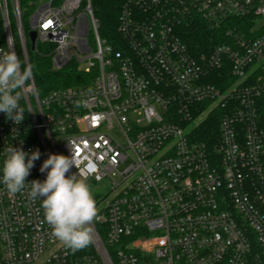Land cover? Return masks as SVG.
Returning a JSON list of instances; mask_svg holds the SVG:
<instances>
[{
    "label": "built area",
    "instance_id": "2783aa9c",
    "mask_svg": "<svg viewBox=\"0 0 264 264\" xmlns=\"http://www.w3.org/2000/svg\"><path fill=\"white\" fill-rule=\"evenodd\" d=\"M197 17L227 28L206 52L182 38ZM0 19V55L14 51L23 69L20 0H0ZM99 26L91 0L39 2L34 50L50 47L54 71L83 77L43 97L32 77L24 120L0 112V168L7 147L38 149L26 183L45 181L40 168L58 154L77 165L66 176L111 187L109 200L93 194L92 250L74 256L42 199L30 186L10 194L0 171V264H264V0H122L119 39ZM209 121L219 134L202 142Z\"/></svg>",
    "mask_w": 264,
    "mask_h": 264
},
{
    "label": "clouds",
    "instance_id": "9594fccd",
    "mask_svg": "<svg viewBox=\"0 0 264 264\" xmlns=\"http://www.w3.org/2000/svg\"><path fill=\"white\" fill-rule=\"evenodd\" d=\"M32 76V66L22 69L21 61L14 51L0 55V112L17 125L25 118V110L19 101ZM39 158L38 149L26 153L12 145L7 147L0 168L2 183L12 195L30 186L28 198L32 201L42 199L45 222L51 227L52 235L73 252L88 247L93 242L91 225L98 219V209L90 185L76 174L66 176L77 165L73 155L68 157L58 154H49L40 168L41 173L47 171L45 181L26 183L34 161Z\"/></svg>",
    "mask_w": 264,
    "mask_h": 264
},
{
    "label": "trees",
    "instance_id": "16d2710c",
    "mask_svg": "<svg viewBox=\"0 0 264 264\" xmlns=\"http://www.w3.org/2000/svg\"><path fill=\"white\" fill-rule=\"evenodd\" d=\"M42 0H20V7L22 13V25L23 31L26 37V43L28 46V62L32 66L33 80L40 97H43L48 92L61 89L78 86L81 78L80 74L75 66H67L63 71L56 72L52 67V60L50 57L51 48L48 46H40L38 51L32 50L28 35L31 30L30 16L33 15L37 8V4ZM94 16L99 22V35L102 39L109 42H115L119 39L118 33V21L120 10L122 6V0H91ZM233 23H241V20H234ZM13 32L15 33V45L17 51L20 53L21 41L19 39L16 22H11ZM226 27L213 28L210 24L203 19L197 17L195 20H189L182 27L183 41L187 44L192 52L203 51L206 52L213 48V46L219 44L225 34ZM243 30L248 28L243 27ZM6 45V34L4 23L0 19V47ZM21 62L24 64V60L21 58ZM218 117L221 118V113L218 112ZM212 122L203 123L197 130V136L200 141L208 142L213 136L219 134L218 127ZM96 201V198H94ZM92 250V245L73 252L74 256H82L89 253Z\"/></svg>",
    "mask_w": 264,
    "mask_h": 264
},
{
    "label": "rangeland",
    "instance_id": "374dc122",
    "mask_svg": "<svg viewBox=\"0 0 264 264\" xmlns=\"http://www.w3.org/2000/svg\"><path fill=\"white\" fill-rule=\"evenodd\" d=\"M35 13V12H34ZM33 13V14H34ZM31 18H32V15L30 16V24H31ZM15 22V21H13ZM259 25H261V23H259ZM92 191H93V194L95 195H100L101 197H103V199H110L112 197V194H111V187L107 184V183H90L89 184Z\"/></svg>",
    "mask_w": 264,
    "mask_h": 264
},
{
    "label": "water",
    "instance_id": "95a60500",
    "mask_svg": "<svg viewBox=\"0 0 264 264\" xmlns=\"http://www.w3.org/2000/svg\"><path fill=\"white\" fill-rule=\"evenodd\" d=\"M36 37H37V33L35 31H33V32H31L29 34V39H30V43H31L32 50L35 49Z\"/></svg>",
    "mask_w": 264,
    "mask_h": 264
},
{
    "label": "snow or ice",
    "instance_id": "6c2138e0",
    "mask_svg": "<svg viewBox=\"0 0 264 264\" xmlns=\"http://www.w3.org/2000/svg\"><path fill=\"white\" fill-rule=\"evenodd\" d=\"M48 23L51 24L52 22L49 21ZM44 27L47 28L48 27V24H45Z\"/></svg>",
    "mask_w": 264,
    "mask_h": 264
}]
</instances>
